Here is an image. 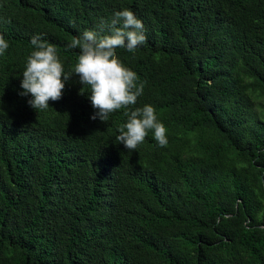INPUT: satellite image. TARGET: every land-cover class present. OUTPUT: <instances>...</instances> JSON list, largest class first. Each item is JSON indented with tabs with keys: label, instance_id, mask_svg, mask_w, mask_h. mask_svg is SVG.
Instances as JSON below:
<instances>
[{
	"label": "trees",
	"instance_id": "16d2710c",
	"mask_svg": "<svg viewBox=\"0 0 264 264\" xmlns=\"http://www.w3.org/2000/svg\"><path fill=\"white\" fill-rule=\"evenodd\" d=\"M125 8L143 94L93 120L68 45ZM0 34V264H264V0H0ZM37 34L72 74L46 110L19 95ZM145 104L167 146L128 151Z\"/></svg>",
	"mask_w": 264,
	"mask_h": 264
},
{
	"label": "clouds",
	"instance_id": "9594fccd",
	"mask_svg": "<svg viewBox=\"0 0 264 264\" xmlns=\"http://www.w3.org/2000/svg\"><path fill=\"white\" fill-rule=\"evenodd\" d=\"M146 41L142 20L127 8L116 11L109 21L102 19L99 31L85 30L82 35L72 38L68 47L79 49L73 71L79 82L89 87V99L96 110L91 119L107 122L110 114L136 105L138 97L143 94L144 84H137V73L121 61L117 49L135 52ZM31 45L35 50L27 57L20 84L23 91L19 95H30L27 102L33 109L46 110L50 101L62 98L65 82L72 74L65 73L56 46L43 40L41 35L32 36ZM8 48V41L0 34V56ZM124 115L128 119L119 129L117 140L128 151H135L149 131L153 132L160 147L167 146V129L157 119L153 106L135 107L125 111Z\"/></svg>",
	"mask_w": 264,
	"mask_h": 264
}]
</instances>
